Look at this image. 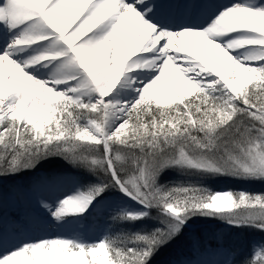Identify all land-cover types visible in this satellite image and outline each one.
Wrapping results in <instances>:
<instances>
[{
	"label": "snow or ice",
	"instance_id": "6c2138e0",
	"mask_svg": "<svg viewBox=\"0 0 264 264\" xmlns=\"http://www.w3.org/2000/svg\"><path fill=\"white\" fill-rule=\"evenodd\" d=\"M179 3L186 6L164 7ZM195 10L188 0L0 4V177L58 157L104 176L55 210L41 198L57 221L83 215L110 188L144 209L121 210L114 220H144L153 208L163 213L155 217L162 227L151 232L93 243L62 236L28 241L0 264H150L196 216L264 231V193L159 183L172 167L264 181V0H237L207 27L190 21ZM238 32L248 35L223 39ZM45 43L42 51L19 58ZM246 47V55L232 54ZM55 62L53 79L29 71ZM139 70L155 75L139 80L132 75ZM121 85L136 86L133 102L109 99ZM47 186L41 180L35 191ZM22 229L15 218L5 220L0 180V248ZM244 264H264V252Z\"/></svg>",
	"mask_w": 264,
	"mask_h": 264
},
{
	"label": "trees",
	"instance_id": "16d2710c",
	"mask_svg": "<svg viewBox=\"0 0 264 264\" xmlns=\"http://www.w3.org/2000/svg\"><path fill=\"white\" fill-rule=\"evenodd\" d=\"M41 174L45 177L53 179L64 177V175L74 178L81 187L83 186V188H81L83 191H86L85 186L88 184V182L94 180L96 183H99L101 178L104 176L103 173L96 175L82 168H74L70 164L66 163L63 159L54 157L52 159L42 161L34 170L20 172L12 176L0 177V180H2V185L7 190L17 188L16 186H18L20 183H22V186H25L26 188H32L37 180L41 179ZM89 175L94 176L89 177ZM235 181L236 179L229 176L199 175L196 174L195 171H193L192 175L189 176V174H185L183 170L176 167L166 169L159 178V183L161 185L178 186L180 184H197L207 187L213 192L219 190L223 186L225 189L234 192H241V186L239 184L236 185ZM248 192L260 194L264 193V189L254 187L251 190L249 189ZM119 193L120 192L118 189L110 188L105 193V195H116ZM161 216H163V213H161L159 209L153 208L151 209V217L144 220H137L134 222L118 220H115L114 222L109 221L110 223H108L110 224V232L107 236H115L120 233H137L142 231L151 232L156 228L162 227L161 220L155 218ZM110 220L112 221V218H110ZM207 221L227 222L226 220L219 218L196 216L193 217L188 223L198 224ZM185 236H188L189 239H198L200 242V247H205L210 244H222L234 248L236 251V256L230 264H244V261L253 259V256L247 255L245 252L241 254L238 253L242 246L247 243L245 240L249 242L251 238H258L264 244V231H260L250 226L234 227L233 225H224L216 228H213V226H198L195 230H189L185 226L181 235L170 244L162 247L152 258L150 264H167V261L170 259V257L174 258L175 254L180 250L177 248V246L173 248L174 242H184L183 240ZM187 241L189 240L186 239V242Z\"/></svg>",
	"mask_w": 264,
	"mask_h": 264
},
{
	"label": "bare ground",
	"instance_id": "6f19581e",
	"mask_svg": "<svg viewBox=\"0 0 264 264\" xmlns=\"http://www.w3.org/2000/svg\"><path fill=\"white\" fill-rule=\"evenodd\" d=\"M4 0H0V4H2ZM237 2V0H212L211 3H204L203 0H188V3L193 6L196 10L193 12V15L189 18L191 22L195 23L196 25L200 27H207L208 24L212 22V20L219 15L220 11L230 7L233 3ZM185 3H179L175 5H164V7H177V8H183L185 7ZM248 35V33L244 32H238L232 34V37H225L224 40L231 39L235 36H243ZM47 44H40V45H34L31 48H29L26 52L21 53L20 57L21 59L27 58L30 56L35 55L36 53L42 51ZM3 49V44H0V50ZM249 51H251L250 48H242L237 51H234L232 54L237 57H242L246 55ZM59 66V62H55L52 64H49L47 67H45L43 64H38L34 66L33 68L29 69L30 73L36 76L37 78H40L42 80H50L54 78V74L57 71V68ZM139 80L148 81L155 73H149L146 70H139L137 72H134L132 74ZM61 89L65 88L66 85H61ZM136 86H133L132 88H125L122 85L119 86L114 92L111 94L109 99L112 100H120V101H127L129 97L131 96L132 90ZM97 97L93 95L90 97V99L95 100ZM85 99H89V97H86ZM48 186H51V181H47ZM58 184H56L55 192L50 194L46 189H40L41 192L44 193V196H33V195H26L22 192H17L16 194L13 193V195L20 196V198H24L26 201L30 200L29 206V214L32 215L31 220H27L24 218V221L18 220L23 225V229L21 233L11 242L6 243L4 247L0 248V257L6 255L9 251H12L18 247L21 246L22 243H26L28 241H36L40 240L42 238H51L56 236H66L68 232H72L73 234H81V232H84L85 230L80 226V224L85 219L84 214L88 211H93L94 206L90 207L87 212H85L83 215H67L63 220L57 221L55 217L52 215V211L49 209H46L42 207L38 201L43 198L46 200L52 210H55L56 207L59 206L60 201L63 199L78 195L81 192L80 187L76 186V184L71 183L69 180H66L65 182L63 180H60ZM12 197L8 198V201L11 203L12 206H16V204H24L22 201L20 203L19 201H15V199ZM103 197H110L108 195H103ZM114 197L106 201L107 204H105L106 208L107 205L109 206L107 209L110 211L111 209H117L118 212L121 211L118 208L120 206H124L125 210L132 211L134 202H132V199L125 196L123 193H119L116 195H112ZM99 199V198H98ZM3 201L5 202V199L3 198ZM15 202V203H14ZM99 202V201H98ZM96 202H94L95 204ZM136 204V203H135ZM138 204V203H137ZM134 205V206H137ZM127 206V207H126ZM138 207V206H137ZM136 207V208H137ZM139 211V210H138ZM6 222L8 218H5ZM56 229H53V232H51L49 229H47V226L55 225ZM26 225H28V229H26ZM67 232V233H66ZM78 235V236H79ZM25 236V238H24ZM190 264V263H187Z\"/></svg>",
	"mask_w": 264,
	"mask_h": 264
},
{
	"label": "rangeland",
	"instance_id": "374dc122",
	"mask_svg": "<svg viewBox=\"0 0 264 264\" xmlns=\"http://www.w3.org/2000/svg\"><path fill=\"white\" fill-rule=\"evenodd\" d=\"M183 171L185 172V174H189V176H191L193 171L195 170H183ZM93 176L89 175V177H93ZM64 177H67V176L64 175ZM65 179L70 180L71 183L76 184V186L80 187V189L83 188V186L81 187L80 184H78V182L74 178L67 177ZM235 182H236V185L239 184L241 186L242 188L241 192H248L249 189L251 190L254 187L264 189V181L236 179ZM37 184L38 183H36V185ZM94 184H97L96 181L94 180H91L90 182H88V184L85 186L86 190L89 185H94ZM16 187L20 188L19 192H22V193H27V191L31 192L30 190L25 189V187L22 186V183ZM222 191H229V190L225 189L222 186L219 190L215 192H222ZM7 192L9 191H6L3 189V198H5V202L3 201V213H4L5 218L9 219V217H12V218H15L16 220H21V221H24V218L27 219L28 221L31 220L33 216L29 214L30 212L28 210L29 209L28 205L24 206L23 208H17L16 207L17 205L12 206L11 203L10 202L8 203V201L6 200L7 196L5 194ZM98 198H97V200L99 201L98 202L99 205L97 206L98 208L93 209V211H88L87 213L84 214L85 216L84 220L85 221L87 219L89 220L88 223L85 222V224H83L82 226L84 229H86V232L85 231L82 232V235L80 237H77L87 243H93V242H97V241L104 239L106 235H108V233L110 232L109 223L115 221L112 217L118 212L117 209H111L110 211H108L109 206L107 205L108 209L105 206V204H107L106 201L108 202V200H110L111 198L113 199L114 197L112 196L103 197L102 196ZM15 200L16 201L20 200V203L22 202V199L19 197H15ZM132 202H134V205L137 204V202L134 200H132ZM134 205L133 207H131L132 211L144 210L140 204H137L138 207ZM119 207H122L124 210L127 209L124 206L119 205ZM110 218H112V221L110 220ZM224 225L228 226L231 224L225 221H219V222L207 221V222H201L198 224L197 223H187L185 226L189 230H195L198 226H201V227L213 226V228H216V227L224 226ZM25 228L28 229V225H26ZM186 239H188L189 241L186 242ZM183 241L184 242L182 241L174 242L173 248L177 246V248L180 250L175 254L174 258L170 257V259L167 261V264H180L181 261H185L190 264H200L201 261L209 262V264H229L232 258L236 256V251L234 250V248L229 247L227 245L210 244L205 247H199V249H195L193 247L194 240L192 238L189 239L188 236H185ZM245 241L247 242L246 244L248 245L244 244L242 248L239 250L238 252L239 254L245 252L247 255H251L254 258L257 255V253L264 252V244L260 241V239L251 238L249 242L247 240Z\"/></svg>",
	"mask_w": 264,
	"mask_h": 264
}]
</instances>
